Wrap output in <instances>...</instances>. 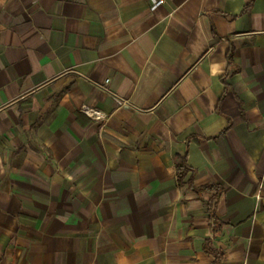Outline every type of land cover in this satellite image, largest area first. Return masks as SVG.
Here are the masks:
<instances>
[{"label":"crops","instance_id":"0c3cea01","mask_svg":"<svg viewBox=\"0 0 264 264\" xmlns=\"http://www.w3.org/2000/svg\"><path fill=\"white\" fill-rule=\"evenodd\" d=\"M153 1L0 0V264H264V0Z\"/></svg>","mask_w":264,"mask_h":264},{"label":"trees","instance_id":"16d2710c","mask_svg":"<svg viewBox=\"0 0 264 264\" xmlns=\"http://www.w3.org/2000/svg\"><path fill=\"white\" fill-rule=\"evenodd\" d=\"M176 170H177L176 172L177 180H178V183H180L182 179L184 178V176L186 175L187 171L189 170L187 163H186V156H182L178 158V161L176 164ZM189 187L198 192L208 191V190H211L212 188L215 189L217 193H219L220 191V187H218L215 184H207V185L197 186V187L194 186L192 176L189 179ZM207 206L210 211V218L213 220L214 223H216L217 219L214 216L211 199L207 202Z\"/></svg>","mask_w":264,"mask_h":264},{"label":"built area","instance_id":"2783aa9c","mask_svg":"<svg viewBox=\"0 0 264 264\" xmlns=\"http://www.w3.org/2000/svg\"><path fill=\"white\" fill-rule=\"evenodd\" d=\"M163 0H154L152 7H155L156 5L162 3ZM82 112L86 113L87 115L91 116L92 118H101L102 115L100 114V112L98 110H95L94 108L86 105V104H82L81 108Z\"/></svg>","mask_w":264,"mask_h":264}]
</instances>
